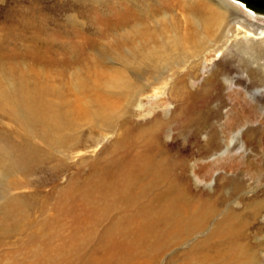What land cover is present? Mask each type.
I'll use <instances>...</instances> for the list:
<instances>
[{
    "label": "rangeland",
    "instance_id": "rangeland-1",
    "mask_svg": "<svg viewBox=\"0 0 264 264\" xmlns=\"http://www.w3.org/2000/svg\"><path fill=\"white\" fill-rule=\"evenodd\" d=\"M208 1L0 0V264L31 263L43 244L33 234L39 222L66 224L90 208V189L140 151L144 136L157 137L192 193H220L221 213L264 198V32L254 26L264 20L228 6L208 16L210 33L195 29L192 15L202 19ZM239 24L256 34H235ZM114 76L128 88L107 90ZM92 100L107 118L92 114ZM247 231L255 264H264V209Z\"/></svg>",
    "mask_w": 264,
    "mask_h": 264
},
{
    "label": "bare ground",
    "instance_id": "bare-ground-1",
    "mask_svg": "<svg viewBox=\"0 0 264 264\" xmlns=\"http://www.w3.org/2000/svg\"><path fill=\"white\" fill-rule=\"evenodd\" d=\"M208 4L212 10L207 9L209 11L202 19L197 18L200 16L199 13L192 15L195 19L193 20L195 29L205 25L210 33L209 27H214V22L208 16L224 15L228 6L242 12L240 8L242 5L248 13L245 16L249 18L256 16L264 20V13L253 11L240 0H209ZM220 24L219 20L217 25ZM254 26H259L261 29L259 35L264 32V25ZM233 30L235 34H241L243 37L256 34L240 24ZM209 40L212 48L215 43L212 42V37H209ZM174 43L175 39L171 37L168 44L173 46ZM141 51L138 49L137 52ZM190 51L196 57H200L204 52L200 47L193 45ZM174 81L178 84L177 80ZM128 86L125 77L114 76L109 79L105 88L126 89ZM49 99L53 100V98ZM99 103L104 104L92 100L90 111L99 119L107 118L108 115L103 117L104 111L107 112L109 109L106 110ZM74 111L75 114H79L81 109L74 105ZM110 113L114 111L111 110ZM92 114L90 113V121L94 118ZM160 145L156 136H144L140 151L132 155L128 153L129 160L128 157L125 159V164H121L119 171H113L103 184L94 190L90 189V193L95 197L88 198L87 201L91 202L92 206L89 208L85 205L81 213L71 215L72 219L68 223L61 225L52 217H44V221L39 222L33 233L35 237L38 236L43 240V244L32 249V261L28 263L159 264L165 252L185 243L193 235L203 233L212 221L207 234L198 237L199 239L184 251L174 253L167 260V264L173 261L172 264L257 263L259 261L257 252L251 249L247 226L255 219L256 214L264 209V198L250 197L248 199L254 201L246 199L249 202L243 203L241 210L229 207L221 213L223 203L219 199L220 193L215 194L214 198L192 193L188 182L174 176L172 166L167 163L165 155L161 156L159 148L163 145L161 147ZM159 181L164 182V188L160 187V191L154 193ZM88 183L91 184L92 181ZM236 187L237 185L234 184L232 189L235 190ZM85 197L86 195L79 200ZM68 202L72 203L70 200ZM77 208L81 210V207ZM122 211L125 214L118 216ZM111 212L114 213L112 219L107 218L110 221H107V225L100 230L98 228L100 222L106 218L107 213ZM214 235L217 236L216 242L209 244ZM135 258L138 261H135Z\"/></svg>",
    "mask_w": 264,
    "mask_h": 264
},
{
    "label": "water",
    "instance_id": "water-1",
    "mask_svg": "<svg viewBox=\"0 0 264 264\" xmlns=\"http://www.w3.org/2000/svg\"><path fill=\"white\" fill-rule=\"evenodd\" d=\"M246 7L255 12L264 13V0H240Z\"/></svg>",
    "mask_w": 264,
    "mask_h": 264
}]
</instances>
